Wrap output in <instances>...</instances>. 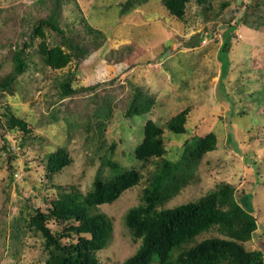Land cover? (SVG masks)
Returning <instances> with one entry per match:
<instances>
[{"label": "rangeland", "instance_id": "obj_1", "mask_svg": "<svg viewBox=\"0 0 264 264\" xmlns=\"http://www.w3.org/2000/svg\"><path fill=\"white\" fill-rule=\"evenodd\" d=\"M197 1L190 0L178 20L166 11L163 0H0V80L12 70L13 51L24 41L30 63L10 90H0V264H44L41 238L25 227V220L34 205L45 207L55 197L57 186L86 192L99 168L108 173L100 160L106 155L125 168L140 169L143 177L112 203L98 206L113 229L96 257L101 263L121 264L132 255L139 243L125 227L123 215L139 203L156 168L133 155L148 118L163 129L164 158H178L193 134L213 132L217 139L191 181L164 206L195 200L229 182L243 190L237 201L256 218L257 229L246 247L264 248V0ZM51 10L65 35L84 50L95 40L86 24L102 32L103 42L62 69L44 66L37 52L39 37H30V30ZM244 14L247 24L240 22ZM228 24L235 29L220 61ZM45 34L49 46L60 42L50 28ZM201 35L204 39H198ZM76 64L80 68L74 85L97 88L62 99L60 82ZM218 78L224 86L220 84L217 93ZM138 90L144 114L126 116ZM5 106L27 122L28 137L6 126ZM185 108L186 132H170L166 122ZM63 146L71 163L61 172H50L48 155Z\"/></svg>", "mask_w": 264, "mask_h": 264}, {"label": "trees", "instance_id": "obj_2", "mask_svg": "<svg viewBox=\"0 0 264 264\" xmlns=\"http://www.w3.org/2000/svg\"><path fill=\"white\" fill-rule=\"evenodd\" d=\"M189 1L163 0V6L179 20L183 18ZM226 4L222 3L223 8ZM240 22L247 24L245 14ZM86 26V32L92 33L95 40L84 50L82 45L65 35L54 10L46 17L39 18L30 30V37H39L37 52L42 64L54 70L62 69L72 60L79 62L98 48L104 40L102 32L89 24ZM46 27L60 36L58 44L48 45ZM234 29L235 25L228 24V30L222 33L220 61L229 49ZM201 38L202 35L198 36V39ZM21 45L13 51L12 70L0 80V90H10L17 76L30 66L24 53L27 43L24 41ZM79 66L76 64L75 69L68 71L60 82V98L75 96L80 90L95 92L97 84L86 87L74 85L75 70ZM218 81L217 93L222 84L220 79ZM139 96L140 90L134 91L129 108L125 111L126 116L134 112L144 114L145 105L140 102ZM218 100L224 101L221 98ZM4 110L6 126L28 137L30 129L27 122L17 117L9 106H5ZM187 114L188 109L185 108L171 116L166 122L167 129L175 134L185 133ZM142 131L141 140L133 148L134 158L142 164H153L156 168L142 189L139 203L129 207L123 215L125 227L139 244L121 264H264V248L246 247L257 229L256 218L244 204L237 201L243 190L237 191L233 184L222 182L195 200L174 207L164 206L191 181L203 155L215 149L216 135L213 132L202 137L191 135L184 141L179 157L169 159L164 158L161 126L148 118ZM155 158H161V161L153 163ZM100 160L102 166H107L108 173L104 174L99 168L86 192L75 186L68 189L57 186L55 197L45 207L34 205L32 213L25 220V227L41 238L44 264H108L99 262L96 253L109 242L113 224L107 214L98 210V206L112 203L123 191L139 184L143 175L140 169L125 168L119 162L112 161L109 155L100 157ZM70 163L71 158L63 146L49 153L47 168L50 172L58 173ZM213 230L217 233L197 240Z\"/></svg>", "mask_w": 264, "mask_h": 264}]
</instances>
